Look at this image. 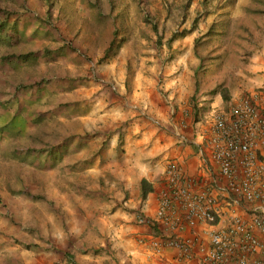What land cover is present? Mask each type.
Segmentation results:
<instances>
[{"label": "rangeland", "instance_id": "374dc122", "mask_svg": "<svg viewBox=\"0 0 264 264\" xmlns=\"http://www.w3.org/2000/svg\"><path fill=\"white\" fill-rule=\"evenodd\" d=\"M173 1L0 0V20L4 21L0 39V264H25L23 260L41 254L31 249L46 242V233L55 237L56 244L68 247L70 238L64 232L55 235L54 230L34 225L39 213L68 210L64 206H69L68 200L63 203L56 198L59 194L64 198L77 195L76 184L94 179L83 168L84 146L60 149L64 136L85 133L87 143L104 142V126L112 128L117 122L115 108L129 113L137 108L132 90L139 68L148 73L149 66L154 67L155 94L168 103L174 100L164 83L169 76L164 73L165 64L172 59L166 55L172 49L159 40L182 34L183 19L198 16L195 9L188 16V1L179 6L171 5ZM254 21L250 25L249 21V30H243L232 45L234 28L228 23L219 36L227 48L222 58L203 59L209 67L198 73L196 95L205 109L203 116L209 108L206 99L214 100L221 86L230 87L232 96L238 97L263 81H257L258 71L247 69L251 50L260 47L258 40L264 37V14L259 13ZM251 36L254 42H250ZM111 38L123 39L104 58ZM197 47L201 54L210 48L202 41ZM28 51L34 53L24 56ZM203 94L208 96L201 98ZM193 121L194 132L204 128V122L193 125ZM44 195L50 199H43ZM40 220L46 223L49 219ZM99 247L95 252L102 261H91L104 264ZM78 249L84 254L88 251ZM61 251L50 254L53 264H76L74 257L70 263L63 262ZM25 252L24 259L18 257Z\"/></svg>", "mask_w": 264, "mask_h": 264}, {"label": "crops", "instance_id": "0c3cea01", "mask_svg": "<svg viewBox=\"0 0 264 264\" xmlns=\"http://www.w3.org/2000/svg\"><path fill=\"white\" fill-rule=\"evenodd\" d=\"M185 1L189 2L187 11L191 10L188 16L195 9L198 17L183 19L180 23L182 34L173 38L171 35L164 36L159 40L162 41V45L172 49L166 55L171 56L172 59L170 64H165L164 73L169 76L165 77L164 83L165 88L171 90L174 100L168 103L166 98L155 94L154 67L149 66L148 73H145V69L139 68L134 77L132 90L133 98L137 102L133 105L137 108L131 113L128 109L115 108L114 111L119 112L116 115L117 122L112 128L104 126L102 133L104 142L87 143L84 140L87 135L85 133L64 136L65 141L61 142L60 149H71L73 145L78 144L84 146L86 152H84L83 168L90 171L94 179L76 184V188H79L77 195L66 198L59 196L60 194L58 197L54 195L63 203L68 200L69 206L67 203L64 204L68 210L48 213L44 211L43 217L39 213V218L36 214L32 215L37 217L38 223L34 224L37 228L48 229L50 232L54 230L55 235L64 232L70 240L67 239L68 247H62L54 242L55 237H48L46 233L44 235L46 242L36 245L37 249H31L36 252L39 250L41 254L36 253L31 260H23L25 264H53L54 258L50 254L61 249L63 262L70 263L74 257L76 264H93L91 260L102 261L98 258L99 253L95 252L99 246L102 247H99V250L104 252L101 256L104 257V264H177L174 248L163 247L155 251L150 247L151 237L164 231L161 224L158 223L153 228L149 224L138 222L137 214L154 215L159 190L164 183L165 165L169 160H177L188 174L196 175L201 171L198 167L199 158L195 145L179 143L172 134L174 123H182L189 136L194 132L193 126H190L193 117L189 101L193 94L199 93H195L196 79L198 80L195 67L199 62L194 53V40L207 30L212 21H217V25L222 28L228 23L235 28L242 24L244 18L247 25L249 21V25L251 24V20L254 24L255 18L260 13L246 11V5L252 7V0H174L171 5L179 6V3ZM259 5L264 7L263 0H260ZM257 24L255 22V25ZM250 39V42H254L252 36ZM258 42L260 47L251 50L247 69L251 72L258 71L257 81L261 82L264 79V37ZM151 57L154 56L148 55L149 59ZM229 91L232 96L230 87ZM206 96L208 94H203L201 98ZM214 96V100L206 99L209 107L222 106L219 90ZM196 100L197 105H201L202 102L198 98ZM112 104L114 103H111L110 107ZM182 109H185L184 114ZM152 116L158 118L160 124H156L154 121L156 118ZM194 124L197 125L198 121H193ZM190 128L192 131H189ZM142 178L151 186L145 197L140 196ZM45 198L50 199L47 195L43 199ZM56 203L60 204L58 200ZM56 207L58 206L55 205ZM50 216L59 223L52 221ZM41 218H47L50 222L47 220V224L43 223L39 221ZM73 219L77 220L75 224ZM182 233L190 234L187 228ZM78 248L88 251L86 254L80 253ZM64 254L67 256L65 257ZM26 255L28 253L25 252L24 256L18 257L24 259Z\"/></svg>", "mask_w": 264, "mask_h": 264}, {"label": "built area", "instance_id": "2783aa9c", "mask_svg": "<svg viewBox=\"0 0 264 264\" xmlns=\"http://www.w3.org/2000/svg\"><path fill=\"white\" fill-rule=\"evenodd\" d=\"M204 116L192 136L172 124L177 142L195 145L200 173L169 160L154 215L137 221L161 224L150 247L174 248L177 264H264V79Z\"/></svg>", "mask_w": 264, "mask_h": 264}, {"label": "trees", "instance_id": "16d2710c", "mask_svg": "<svg viewBox=\"0 0 264 264\" xmlns=\"http://www.w3.org/2000/svg\"><path fill=\"white\" fill-rule=\"evenodd\" d=\"M253 4L252 7L250 5H246V11L248 10V12H253V13H258V12H264V7L262 8L259 4H260V0H252ZM263 6H264V0H263ZM4 21L0 20V39H3L4 36H2V32H1V28L3 26ZM248 29V25L245 21V18L242 19V24L239 27H235L232 30V36L230 38V42L231 45L232 44H237L238 42V38L240 36H242V31L243 30H247ZM226 28H222L219 27L217 25V21H212L207 30L202 33L201 35H199L198 37L195 38L194 40V51L195 53L200 57V62L197 64V66L195 67V71L196 74H198L200 71L206 70L209 67V63L204 62V58H212V60H217L218 58H222L225 50L227 49L226 46L222 43L221 39H220V35L225 33ZM177 34H172L171 38L175 37ZM8 38H11L10 35H7ZM216 39L215 42L212 41V39ZM121 40H116L115 38H111V40L109 41V44L105 47L104 49V58L107 57L109 55V52L114 48V47H119L122 43V39ZM204 42L205 44H207L208 46H210V48H208L207 52L205 54H201L200 50H198V43L199 42ZM13 43V41H12ZM217 49V50H216ZM214 50L216 52H214ZM30 51V50H29ZM25 52L24 56H27L29 54H33L34 52ZM23 54V53H22ZM22 54H19L22 56ZM5 57V55H4ZM196 77L198 78V75H196ZM199 83H200V79L198 78V80L196 79V90L195 93L199 90ZM219 92L222 98V105L224 107H227L230 99H231V93L229 91V87L228 86H221L219 88ZM191 105H192V117L194 121H198L202 115V112L205 110L204 107H201V105L197 106V102H196V95H192L191 96ZM209 107V104L207 105L206 108ZM151 189L150 184H148L147 180L142 178L140 180V196L141 197H145L147 192ZM1 199V198H0ZM153 228L155 227L152 226Z\"/></svg>", "mask_w": 264, "mask_h": 264}]
</instances>
